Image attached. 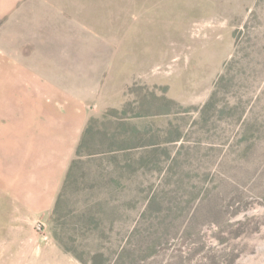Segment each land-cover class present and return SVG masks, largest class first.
Here are the masks:
<instances>
[{
    "label": "rangeland",
    "instance_id": "1",
    "mask_svg": "<svg viewBox=\"0 0 264 264\" xmlns=\"http://www.w3.org/2000/svg\"><path fill=\"white\" fill-rule=\"evenodd\" d=\"M104 11L105 37L124 40L120 71L107 81L109 104L86 127L119 111L95 124L59 223L53 211L82 136L56 188L41 180L51 163L32 171L17 147L7 149L0 264H86L55 228L78 238L79 250L104 251L107 264L130 240L143 250L135 264H240L264 238V0H106ZM224 73L227 106L204 112ZM151 198L159 211H145ZM89 218L103 230L94 242Z\"/></svg>",
    "mask_w": 264,
    "mask_h": 264
},
{
    "label": "crops",
    "instance_id": "2",
    "mask_svg": "<svg viewBox=\"0 0 264 264\" xmlns=\"http://www.w3.org/2000/svg\"><path fill=\"white\" fill-rule=\"evenodd\" d=\"M105 6L106 0H0L2 170L7 149L17 147V161L31 163L29 170L52 164L40 169L44 185L62 183L89 117L111 100L110 74L120 71L124 40L105 37ZM112 14L118 23L119 12Z\"/></svg>",
    "mask_w": 264,
    "mask_h": 264
},
{
    "label": "trees",
    "instance_id": "3",
    "mask_svg": "<svg viewBox=\"0 0 264 264\" xmlns=\"http://www.w3.org/2000/svg\"><path fill=\"white\" fill-rule=\"evenodd\" d=\"M235 34H236V37L238 38L237 32H235ZM225 77H226L225 73L223 75H221V77L218 80L209 100L206 102V104L202 108V110L204 112L206 110H208L211 106H216V107H219L221 109H223L227 106L226 101H225V97H220V95H222V92H223V82L226 81ZM167 100L173 101L171 99H167ZM118 111H119L118 109L114 108V109H110V110L106 111V113L104 114V117H102V118L92 117L90 119L86 129L84 130L81 142H80L78 149H77V152H76L77 157L73 159V161L70 165V168L68 170V173H67V176L65 179L64 186H63V188H62V190L58 196V199H57L54 211H53L54 220H56L58 223H59V220L61 219L60 218V211H61L60 207H61L63 195L65 193L66 188L70 184V181L73 177V174L75 172V169H76L78 163L80 162L79 157H81L82 152L86 148L89 139H91V135L93 134V130L95 129V124L98 121H104L106 118H108L109 115H112L115 112L117 113ZM160 205H161V202H159L158 200H155L154 198H151L147 204L145 211L146 212L147 211L151 212L153 210L159 211L161 209ZM168 215H171V213ZM153 221H154V217H152L151 221H150L151 227H152ZM88 223L91 226V230L94 231V238L91 239L90 236H88L87 240L94 242L96 239L100 238V236L103 233L102 232L103 230H101L100 225L95 218H89ZM155 224L164 225L162 219L159 217H156ZM171 225H173V224L168 223L165 225V227L167 229H170ZM138 234H139V237L142 239L143 238L142 232H139ZM55 236H56L57 240L60 242V244L65 248L66 251H70V252L74 253L76 255V257H78V259H80L83 263H86V264H107L105 259H104L105 254H106L104 251H101L100 249H93V248H91V246H88L87 249L80 247V250H79V249L75 248V246H78L77 244H75V243H77L78 238L68 236L63 231H58L57 228H55ZM123 245L124 246H122L117 253V258H116L115 264H135L137 256H139L141 253H143V250L140 249V250H137L135 252V249H132L131 240L125 242V244H123Z\"/></svg>",
    "mask_w": 264,
    "mask_h": 264
},
{
    "label": "water",
    "instance_id": "4",
    "mask_svg": "<svg viewBox=\"0 0 264 264\" xmlns=\"http://www.w3.org/2000/svg\"><path fill=\"white\" fill-rule=\"evenodd\" d=\"M240 264H264V238L250 252L241 257Z\"/></svg>",
    "mask_w": 264,
    "mask_h": 264
}]
</instances>
